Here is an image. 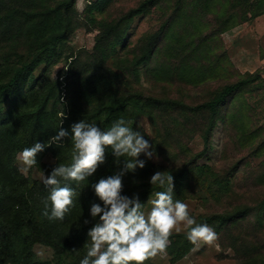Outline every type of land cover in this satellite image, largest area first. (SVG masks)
<instances>
[{
  "label": "rangeland",
  "instance_id": "1",
  "mask_svg": "<svg viewBox=\"0 0 264 264\" xmlns=\"http://www.w3.org/2000/svg\"><path fill=\"white\" fill-rule=\"evenodd\" d=\"M98 1L103 2L102 7L90 12V2ZM140 1L76 0L73 24L59 42L57 53L39 65L10 96L0 101V217L4 221L0 228V264H26L28 258L32 259L30 264H79L86 255L91 243L87 238L91 224L86 225L83 221L91 219L88 215L91 194L84 181L79 185L71 182L77 195L64 220H49L43 215L49 194L43 178L53 163L72 154V142L65 140L62 147L53 145L39 153L37 164L27 175L19 171L16 156L38 141L49 142L62 124L66 128L71 124V115L91 110L83 97V80L97 73L110 74L124 92L131 89L143 91L147 96L177 100L187 105L185 110L177 105L151 106L147 107V113L138 117L135 130L152 142L155 155L147 159L142 154L140 158L147 159L146 166L127 172L123 177L126 184L131 180L139 182L141 171L144 179L149 172L169 169L177 172L186 166L202 164L210 165L224 176L241 161L238 169L230 175L233 190L229 196L214 199L190 178L182 186L175 185L173 196L187 203L196 218L232 211L238 206H250L252 213L237 223L209 225L217 233V239L211 244L200 240L178 259L166 249L148 258L144 264H261L264 259V229L258 225L264 185L255 182L263 171L264 155H257L254 151L264 141V15L219 36L222 47L218 48V52H226V57L231 59L234 74L257 72L261 76L259 82L228 99L222 108V116L232 108L248 109L250 132L255 131L258 137L254 140L251 134L244 136L239 120L232 126L220 119L212 135L211 149L200 155L204 149L203 135L208 117L192 108L213 96L226 80L212 79L192 86L176 77L169 78L167 72L174 67V61L166 51L167 36L159 39L151 58L140 66L139 81L132 79L128 66L138 40L160 28L172 5L162 0L137 16L113 58L105 60L97 47V37L104 30L102 22L120 17ZM33 3V0H0V80L5 78L3 72L8 66L17 61L6 46L11 35L23 27L18 16ZM12 13H17V17H11ZM21 51H25V47ZM206 56L200 53L198 59L206 61ZM122 167L123 161L122 164L116 161L113 170L116 173ZM154 193L143 202L145 213L151 208ZM179 227L181 231H173L172 235L185 233L184 225ZM41 235L43 240L52 238L54 244L39 240ZM172 240L169 239L168 245Z\"/></svg>",
  "mask_w": 264,
  "mask_h": 264
},
{
  "label": "trees",
  "instance_id": "2",
  "mask_svg": "<svg viewBox=\"0 0 264 264\" xmlns=\"http://www.w3.org/2000/svg\"><path fill=\"white\" fill-rule=\"evenodd\" d=\"M29 9L23 10L18 16L23 21V27L9 38L10 43L6 46L16 57L17 61L8 66L3 73L5 78L0 80V101L8 97L39 65L48 61L58 51L59 42L65 38V32L73 24V9L76 0H33ZM162 0H141L139 4L128 10L125 14L110 22H102L104 30L97 37V47L101 49L105 60L113 58L116 48L123 42L124 35L135 18L149 11ZM171 4V10L167 20L160 28L144 35L136 44V51L131 60H128L131 77L136 82L140 79V66L147 62L154 53L159 39L167 36V54L174 61V67L167 72L168 77H176L180 82L188 85H201L208 80H226L222 86L215 90L213 96L192 108L198 113H206L208 125L204 132V149L200 155H204L211 149V141L217 122L225 119L228 125L234 126L236 120L240 122L243 135L251 134V138L257 139L255 131L250 132V118L248 109H229L226 115L222 116L223 105L228 99H233L242 94L249 87L261 80L259 73H246L236 75L232 71L234 64L226 57V52H218L222 47L221 37L225 32L234 29L242 23L254 20L264 15V0H163ZM102 1L90 2L89 11L102 7ZM11 17H17L12 13ZM220 40V41H219ZM25 47V51L21 48ZM218 52V55L216 54ZM204 54L206 61L198 59ZM195 57V58H193ZM83 80V97L91 106L90 111H81L71 115L72 122L85 120L89 123H96L103 128H108L114 121L124 118L129 126L135 130L138 125V117L147 113V107L151 106H183L186 104L177 100H165L154 96H147L143 91L128 90L122 91L116 79L110 74L97 73L96 75ZM96 76V77H95ZM235 77V78H234ZM234 78V79H233ZM69 127V126H68ZM257 155H264V141L255 148ZM107 158L97 172L87 178L84 182L89 188L90 200L96 199L91 184L101 177L114 174L116 161L121 162L128 157L115 158L111 153L106 154ZM72 154L65 160H58L57 163L70 164ZM241 161L226 174L221 175L213 170L210 165L202 164L194 167H183L175 172L172 169L166 173L174 176V185L182 186L187 179L194 180L212 198L221 200L229 196L233 190L230 175L238 169ZM139 182L131 180L126 184L123 179L124 192L131 196L139 193L143 203L153 192L162 191L163 188L157 185H150L149 179L154 172H149ZM189 179V180H190ZM255 182L264 185V161L263 171L255 178ZM139 183V184H138ZM259 227L264 229V200L260 203ZM250 206H238L232 211L200 215L196 218L197 223L208 225L218 224L220 226L237 223L252 213ZM3 218L0 217V228L3 226ZM42 235L38 238L41 241H49L54 244L52 238L43 240ZM173 239L167 249L173 253L174 258H181L186 255L193 244L190 243L185 233L182 235H170ZM28 258L26 264H30ZM258 264V263H253ZM264 264V259L261 260Z\"/></svg>",
  "mask_w": 264,
  "mask_h": 264
},
{
  "label": "clouds",
  "instance_id": "3",
  "mask_svg": "<svg viewBox=\"0 0 264 264\" xmlns=\"http://www.w3.org/2000/svg\"><path fill=\"white\" fill-rule=\"evenodd\" d=\"M65 140L72 142V162L53 163L43 178V185L49 189L43 215L49 220H64L77 195L71 182L79 185L92 177L105 163L107 153L115 158L128 157L123 160L119 172L91 184L96 199L89 204L91 219L83 221L86 225L91 224L87 231L91 243L79 264H144L148 258L167 249L170 235L173 231L180 232L181 224L186 229L187 240L193 245L200 240L211 244L217 239L212 227L197 223L187 203L174 198L172 174L156 171L151 175L150 185L165 190L154 193L147 213L139 193L129 196L124 192V175L137 168L143 169L147 159L155 155L152 142L138 130H133L124 118L117 119L108 128L85 120L73 122L67 128L62 124L49 142L38 141L17 154L19 171L27 175L37 164L39 153L53 145L62 147ZM142 154L147 159L140 158Z\"/></svg>",
  "mask_w": 264,
  "mask_h": 264
}]
</instances>
